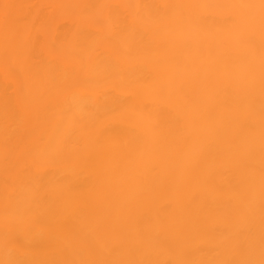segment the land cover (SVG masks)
Returning <instances> with one entry per match:
<instances>
[{
	"label": "bare ground",
	"instance_id": "1",
	"mask_svg": "<svg viewBox=\"0 0 264 264\" xmlns=\"http://www.w3.org/2000/svg\"><path fill=\"white\" fill-rule=\"evenodd\" d=\"M259 4L0 0V262L258 261Z\"/></svg>",
	"mask_w": 264,
	"mask_h": 264
},
{
	"label": "snow or ice",
	"instance_id": "2",
	"mask_svg": "<svg viewBox=\"0 0 264 264\" xmlns=\"http://www.w3.org/2000/svg\"><path fill=\"white\" fill-rule=\"evenodd\" d=\"M5 9L9 7V5L5 4L4 5ZM200 7H205V8H211V7H220L219 5H202ZM229 7H237V6H229ZM239 7H244L247 9H254V8H259V14H260V27H261V32L264 33V0H260L259 5H243ZM254 20V17H249V23H252ZM4 23L6 30L10 26L9 22V17L7 12H5L4 15ZM234 23H239V20H235ZM261 73H262V87H264V53H262V61H261ZM74 162V161H73ZM0 264H9V262H0ZM242 264H264V246L261 248V258L257 260H247L242 262Z\"/></svg>",
	"mask_w": 264,
	"mask_h": 264
}]
</instances>
